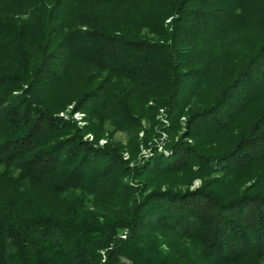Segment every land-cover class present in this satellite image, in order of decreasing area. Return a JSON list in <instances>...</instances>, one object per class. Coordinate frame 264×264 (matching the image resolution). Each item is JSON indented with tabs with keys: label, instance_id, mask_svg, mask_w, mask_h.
<instances>
[{
	"label": "trees",
	"instance_id": "obj_1",
	"mask_svg": "<svg viewBox=\"0 0 264 264\" xmlns=\"http://www.w3.org/2000/svg\"><path fill=\"white\" fill-rule=\"evenodd\" d=\"M0 264H264V0H0Z\"/></svg>",
	"mask_w": 264,
	"mask_h": 264
},
{
	"label": "rangeland",
	"instance_id": "obj_2",
	"mask_svg": "<svg viewBox=\"0 0 264 264\" xmlns=\"http://www.w3.org/2000/svg\"><path fill=\"white\" fill-rule=\"evenodd\" d=\"M151 105V103L149 104ZM73 105L69 106L66 111L61 112L58 114V117H61L62 119L71 122L75 124L79 129H82L83 127H87V117L82 112H72ZM150 122L142 120L140 123V132H138V138L140 141H145V139H149L146 145L142 144L139 145V154L136 158L138 160V163H143L146 160H149L152 158L154 153L152 152L151 148L156 147L158 153H163L165 156L169 155L167 150H165V144L168 142L169 135L167 132L164 131V129H168L170 127V124L167 120V115L165 111L162 109L159 110V113L157 116H155L154 120H150ZM152 122V123H151ZM185 119H181V125L184 126ZM163 127V128H162ZM102 129L101 124L99 123L98 130ZM104 129L107 133H104L103 136H101L99 139H96L95 135L93 133H88L85 135H81V139L87 143H90L93 145V147L96 148H118L120 149L121 155L123 160L129 161L130 155L129 152L124 148L127 146L129 141L131 140L130 135L127 133V131L123 130H114L109 125H104ZM103 130V129H102ZM145 130L148 132H151L146 137ZM109 131V132H108ZM100 135V134H99ZM188 142H190L188 140ZM132 166V164H130ZM200 185L199 180H195L191 186V188H196Z\"/></svg>",
	"mask_w": 264,
	"mask_h": 264
}]
</instances>
